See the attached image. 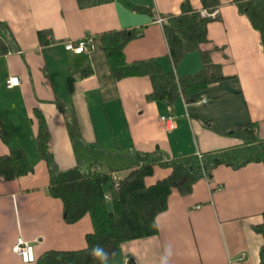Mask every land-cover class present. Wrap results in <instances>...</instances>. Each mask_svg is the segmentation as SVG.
Listing matches in <instances>:
<instances>
[{
	"label": "crops",
	"instance_id": "0c3cea01",
	"mask_svg": "<svg viewBox=\"0 0 264 264\" xmlns=\"http://www.w3.org/2000/svg\"><path fill=\"white\" fill-rule=\"evenodd\" d=\"M186 1L204 11L201 0H0L6 46L0 55V158L10 147L20 148L33 167L12 182L0 178V264H25L14 252L20 238L34 243L39 258L84 250L93 232L89 215L68 224L62 201L50 194L51 175L37 142L41 121L58 170L94 166L117 179L130 174L136 154L158 152L176 161L241 147L235 132L252 124L264 141L260 33L237 4L221 0L207 27L209 43L174 65L163 21L180 16ZM132 31L141 37L126 45L127 63L156 59L180 79L202 71L206 51L225 80L196 96L180 95L172 105L150 100V78L116 81L104 52L105 35ZM88 35L94 39L91 54L65 50L67 42ZM11 77L19 79L18 87L8 88ZM162 117L175 118V128L168 130ZM171 174L156 166L146 185ZM113 177L105 186L108 201ZM263 215L264 164L220 165L190 194L173 190L157 217V234L123 243L110 264H262L263 238L255 228Z\"/></svg>",
	"mask_w": 264,
	"mask_h": 264
},
{
	"label": "trees",
	"instance_id": "16d2710c",
	"mask_svg": "<svg viewBox=\"0 0 264 264\" xmlns=\"http://www.w3.org/2000/svg\"><path fill=\"white\" fill-rule=\"evenodd\" d=\"M245 14L251 25L261 35L264 49V0H232ZM203 10L211 12L222 5L221 0H201ZM211 19L203 18L189 1L182 5L180 16L163 21V30L169 46V57L174 65L192 52L200 51L208 44L207 27ZM5 26L0 23V55L6 52L3 41ZM44 37V34H40ZM135 32L111 33L103 37V47L111 73L116 81L129 77H149L153 93L150 100L172 105L180 95L190 98L205 91L212 84L225 80L219 65L212 63L208 52H202L201 72L178 79L174 73L165 72L156 59L129 64L124 57L126 45L135 38ZM89 72H85L87 76ZM73 79L69 90L73 91ZM196 98L188 101L194 102ZM37 142L41 158L47 163L51 175L50 194L62 201L64 218L68 224H76L89 215L93 232L86 237L87 246L81 251H49L37 258L35 264H110L119 247L126 242L157 234V217L168 208L173 190L181 195L192 192L194 185L203 177H210L214 168L225 165L239 169L250 163L264 164V141L258 138L255 124L235 132L243 141L241 147L176 161H165L158 153L136 154L132 171L118 186L111 185V201L105 196L109 174L93 173L94 166L79 167L68 171L58 170L50 150V137L40 122ZM2 140L10 146L6 135ZM156 166L172 169V174L153 186L146 185ZM33 172L26 154L20 148L10 147L8 155L0 158V178L12 182ZM263 238L261 263L264 264V215L261 225L255 228ZM99 249L100 255L94 250Z\"/></svg>",
	"mask_w": 264,
	"mask_h": 264
},
{
	"label": "built area",
	"instance_id": "2783aa9c",
	"mask_svg": "<svg viewBox=\"0 0 264 264\" xmlns=\"http://www.w3.org/2000/svg\"><path fill=\"white\" fill-rule=\"evenodd\" d=\"M218 14L217 9L211 12L208 11H202L201 12V16L203 18H216ZM160 23H162V21H159ZM140 36V35H138ZM94 39L91 35L86 36L84 39L80 40V41H75V42H67L65 44V50L68 52L73 53L74 55H82V54H91L93 47H94ZM7 85L8 88H15L18 87L20 85V81L18 78L16 77H11L7 80ZM200 104H205L206 101L202 100L199 102ZM161 121L163 123H165L166 128L168 130H172L175 128V118L173 117H162ZM198 158L201 160L202 156L198 155ZM93 173H101L100 169L98 168H94L92 169ZM109 177H113L112 174H109ZM114 178V185L118 186L119 183L121 182L122 179H117L115 177ZM200 207H198L199 209ZM14 252L15 254H17L21 260L23 261V263L25 264H35L37 257L35 255V248H34V243L31 242H27L24 239L20 238L17 240V244L14 247Z\"/></svg>",
	"mask_w": 264,
	"mask_h": 264
},
{
	"label": "clouds",
	"instance_id": "9594fccd",
	"mask_svg": "<svg viewBox=\"0 0 264 264\" xmlns=\"http://www.w3.org/2000/svg\"><path fill=\"white\" fill-rule=\"evenodd\" d=\"M94 252H95V254L98 255V256L101 254L100 251H99V249H95Z\"/></svg>",
	"mask_w": 264,
	"mask_h": 264
},
{
	"label": "water",
	"instance_id": "95a60500",
	"mask_svg": "<svg viewBox=\"0 0 264 264\" xmlns=\"http://www.w3.org/2000/svg\"><path fill=\"white\" fill-rule=\"evenodd\" d=\"M128 264H135L133 259H129Z\"/></svg>",
	"mask_w": 264,
	"mask_h": 264
}]
</instances>
